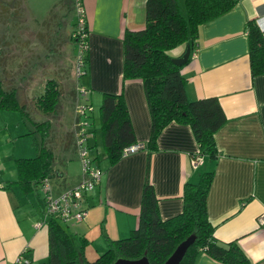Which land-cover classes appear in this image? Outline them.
I'll return each mask as SVG.
<instances>
[{
    "label": "crops",
    "instance_id": "0c3cea01",
    "mask_svg": "<svg viewBox=\"0 0 264 264\" xmlns=\"http://www.w3.org/2000/svg\"><path fill=\"white\" fill-rule=\"evenodd\" d=\"M144 4L145 0H82L88 63L80 89L87 90L90 104L100 101L102 93H121L135 143L142 148L112 166L106 164L98 183L83 194L85 216L71 232L86 240L84 258L93 260L107 247L104 236L124 238L136 228L145 178L157 198L159 217L165 220L180 213L184 183H194L198 167L205 166V171H213L205 197L213 237L221 242L235 239L250 264H264V224L256 222L264 210V73L250 75L245 32L247 21L253 20L264 39V0H236L229 10L201 23L180 69L186 97H215L225 117L213 135L216 157L201 156L195 168L189 156L196 144L188 125L168 123L156 138V148L147 149L150 120L141 81L121 78L122 35L127 29L143 28ZM184 49L185 44L179 45L169 55L178 57ZM93 151V159L106 161L100 146ZM11 171L0 173V185L13 181L0 188V264H16L20 257L26 261L20 264H41L48 253L41 195L37 189L24 192ZM57 176L52 179L56 191L77 184L65 185L66 171ZM192 264L225 263L199 253Z\"/></svg>",
    "mask_w": 264,
    "mask_h": 264
},
{
    "label": "trees",
    "instance_id": "16d2710c",
    "mask_svg": "<svg viewBox=\"0 0 264 264\" xmlns=\"http://www.w3.org/2000/svg\"><path fill=\"white\" fill-rule=\"evenodd\" d=\"M182 1L184 14L180 10L178 0H145L143 28L140 30L127 29L122 35L121 78L141 81L150 120L146 142L149 151L156 148V138L164 126L174 122L188 125L192 132L196 152L191 153L190 156L197 153L214 158L217 153L213 135L225 121L222 109L215 97L192 100L186 97V80L180 73V69L189 58L184 64L175 65L171 62L169 51L182 44H187L191 50L195 44L198 26L229 10L236 0ZM77 3L78 6H82V0H68V10L74 7V12H76ZM2 13L9 14L10 12L3 10ZM70 23L72 28L68 41L77 47L74 66L76 65L79 72L83 73L80 67L86 68L88 63V27L85 18L81 31L77 29L76 20ZM245 32L250 75L263 74L264 39L261 31L253 20H249L246 23ZM2 42L4 39L0 43ZM1 53L2 50H0ZM31 62L33 67L34 61ZM40 62L38 61V66L44 65ZM52 62L45 65L48 70H52L51 67L55 61ZM24 65L25 61L17 72V85L13 81L11 86H5L2 80L5 76L3 71L4 69L10 70V68L7 67V63L2 65L0 62V110H15L32 126L27 134L32 135L36 149L35 155L30 158H16L13 161L16 171L14 182L24 192L29 193L38 190L44 178H47L50 183L52 179H58L57 175L61 172L60 167L68 164L64 156L56 158L52 150L51 142L55 137H53L54 119L57 117L55 122H62L64 107L69 103L70 110L72 109L71 127L64 132L62 138L60 131L57 136L61 139L60 144L65 150L70 144L77 153L76 141L81 130L79 123L86 121L87 130L85 131L90 133L92 106L87 98V90L82 93L78 87L74 85L70 87L68 71L64 66L63 70L60 68L59 74L53 71L57 78L44 79L43 77L40 81V89L30 101L35 111L47 118L41 121L33 120L29 112L25 110L26 100L18 99L19 90L21 88L24 90V82L29 83L36 72L33 69L31 76L27 77L26 74L30 73V70ZM78 105L84 107L81 114L76 112ZM97 119L100 139L95 137L94 133L92 142L90 140L89 145L86 140V145L92 150L100 146L107 164L112 166L124 156L125 147L135 144L134 133L121 93L101 94ZM56 160L59 163L57 166ZM212 172V170L203 171L196 183H184L180 196L182 200L180 213L165 220L159 217L157 198L154 196L149 181L145 178L141 188L136 228L130 230L124 238L110 239L104 236L107 247L93 260L84 258L83 248L86 240L67 232L61 221L49 216L45 221L48 253L41 264H111L117 258L138 259L143 255L149 264H162L174 247L189 235H193L194 240L178 264H192L199 253H205L210 258L225 264H250L235 239L221 242L213 237V226L207 219L205 208V197ZM12 183L13 181H7L4 185H0V188H8Z\"/></svg>",
    "mask_w": 264,
    "mask_h": 264
},
{
    "label": "rangeland",
    "instance_id": "374dc122",
    "mask_svg": "<svg viewBox=\"0 0 264 264\" xmlns=\"http://www.w3.org/2000/svg\"><path fill=\"white\" fill-rule=\"evenodd\" d=\"M178 5L184 14L183 1L178 0ZM3 10L10 13H2ZM75 20L74 7H72V10H68V0H0V42L4 39V42L0 43V50H2L0 62L2 65L7 63V67L10 68V70L4 69L3 71L5 74L2 77L3 84L11 86L13 81H15L17 85V72L20 66H23L24 61L25 68L30 70V73L26 74L27 77L31 76L33 69L36 70L29 83L24 82V90H21V88L18 92V99L20 101L26 100L25 110L29 112L33 120L41 121L47 118L43 114L36 112L30 101L31 97L40 89V81L43 77L44 79L57 78L53 71L59 74L60 68L63 70L65 66L68 71V84H70V87L73 85L78 88L83 86L82 78L84 77V72L77 77L75 73L76 65L74 66V64L76 63L77 47L68 41V35L72 28L69 23H73ZM31 61H34L33 67L30 64L32 63ZM38 61H41L40 64L43 63L44 65L38 66ZM52 61H55L51 67L52 70H48L45 65L50 64ZM38 67L40 68L37 70ZM80 70L85 71L86 68L80 67ZM60 74L62 73L60 72ZM28 85L30 87L26 88ZM99 103L100 101L91 100L92 124L88 135L91 142L94 133L95 137L99 138L97 119ZM21 117V114L15 110H0V173H8V170H12L10 173H12L14 180L16 179L14 159L30 158L36 153L32 135L27 134V131L31 130L32 126L28 120ZM62 117L63 119L60 123L55 122L57 117L54 119L53 137H55L53 142H51V146L56 158L64 156L68 160V164L65 167H60V170L62 172L66 171L67 176L64 178V183L69 187L74 183L80 182L81 179L77 153L74 152L70 144L67 147L68 149L65 150L60 144L61 139L57 136L60 131L62 138L64 132L71 127L72 109L70 110L69 103L65 105ZM35 137L38 139L37 134H35ZM88 151L87 158L91 167L97 168L99 164L100 168L98 171L101 174L107 162L101 157L93 159L95 152L90 153L91 149ZM204 167H198L196 171L197 178L195 177L194 183L198 181L203 170L205 171ZM51 183L54 184L53 181ZM37 192L38 195H41V190ZM61 224L67 232H71L76 223L70 220Z\"/></svg>",
    "mask_w": 264,
    "mask_h": 264
},
{
    "label": "built area",
    "instance_id": "2783aa9c",
    "mask_svg": "<svg viewBox=\"0 0 264 264\" xmlns=\"http://www.w3.org/2000/svg\"><path fill=\"white\" fill-rule=\"evenodd\" d=\"M75 14L77 17V29L81 31L85 18L83 5L78 6V3L76 4ZM80 74L81 73L79 72L78 67H76V76H79ZM79 91L82 93L86 92V90H82L80 88ZM83 109L84 107L82 105L76 106L77 113L81 114ZM79 126L81 130L79 131L76 145L81 170L80 182H78L73 187L56 191L55 187L49 182L47 178L42 179L38 190H41L45 219H47L49 216H52L64 223L70 220H73L75 223L81 221L85 216V210L81 208L83 194L90 191L100 179L101 175L98 171V168L91 167L90 161L87 158V152L89 150L86 145V140L89 135V132L85 131L87 122L81 121ZM140 148H142L141 145L136 143L132 144L123 149V154L127 155L129 153H133ZM189 159L191 166L194 168L201 163V155L197 153H195L193 156H189ZM256 222L258 225L264 224V210L257 216ZM22 262L26 261H24L21 257L16 259V264H20Z\"/></svg>",
    "mask_w": 264,
    "mask_h": 264
},
{
    "label": "water",
    "instance_id": "95a60500",
    "mask_svg": "<svg viewBox=\"0 0 264 264\" xmlns=\"http://www.w3.org/2000/svg\"><path fill=\"white\" fill-rule=\"evenodd\" d=\"M189 46L186 44L185 49L181 55L178 57H171V62L175 65L184 64L189 58ZM194 240L193 235L187 236L185 239L180 241L172 250V252L167 256V258L163 261L162 264H178L184 255L188 246L192 244ZM111 264H149L146 257L143 255L138 259H123L117 258Z\"/></svg>",
    "mask_w": 264,
    "mask_h": 264
}]
</instances>
